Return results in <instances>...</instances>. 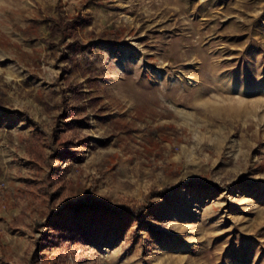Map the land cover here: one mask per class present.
I'll return each instance as SVG.
<instances>
[{"label": "rangeland", "instance_id": "rangeland-1", "mask_svg": "<svg viewBox=\"0 0 264 264\" xmlns=\"http://www.w3.org/2000/svg\"><path fill=\"white\" fill-rule=\"evenodd\" d=\"M68 143L49 190L31 152ZM98 198L155 217L45 254L264 264V0H0V264H30L39 224Z\"/></svg>", "mask_w": 264, "mask_h": 264}, {"label": "trees", "instance_id": "trees-1", "mask_svg": "<svg viewBox=\"0 0 264 264\" xmlns=\"http://www.w3.org/2000/svg\"><path fill=\"white\" fill-rule=\"evenodd\" d=\"M70 23H74V20ZM68 25L70 26L72 24H64L63 21H60L55 27L50 29L51 36L55 38L63 35ZM54 140L55 135L52 138V142ZM62 147L65 150H57L55 148L53 154L48 155L45 159L42 158V153L36 151L37 154H34V152H31V155H37L36 158L40 162L42 161L43 167L49 170L44 180V184L49 190L54 184L61 183L62 180L61 174L58 168H55L53 162L60 161V158H67L66 155L68 154H72V156L77 155V152H75L69 143ZM193 183L196 182H191V184ZM169 191V187L163 190L152 188L150 196L151 198L157 197L158 195L167 194ZM156 209L157 205L152 203L138 207L130 205L112 207L106 199L102 198H98L95 201L86 200L77 205L66 204L61 208L59 213L51 214L44 224H39L40 227L49 229L51 231L49 234H52V236L43 235L48 244H41L38 247L30 264H64L65 262L59 261L58 263L55 261L53 250L45 254L42 246L52 247V245L55 246L58 244V248H61L68 246L74 240L82 244L83 242L94 244L101 236L102 226L105 227V230H115L118 229L119 224L123 226V223L125 224L126 221L133 219L136 222V227L139 228L144 221L146 222L155 217Z\"/></svg>", "mask_w": 264, "mask_h": 264}]
</instances>
